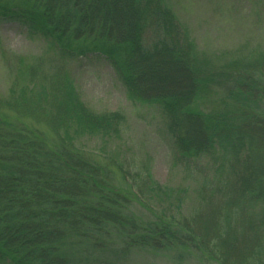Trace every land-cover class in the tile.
I'll list each match as a JSON object with an SVG mask.
<instances>
[{
  "label": "trees",
  "instance_id": "1",
  "mask_svg": "<svg viewBox=\"0 0 264 264\" xmlns=\"http://www.w3.org/2000/svg\"><path fill=\"white\" fill-rule=\"evenodd\" d=\"M2 23L42 50L13 55L0 93V264H134L135 253L264 264V55L209 58L170 0H0ZM89 57L109 64L132 104L161 113L180 186L84 148L121 140L128 125L81 97L71 67Z\"/></svg>",
  "mask_w": 264,
  "mask_h": 264
},
{
  "label": "rangeland",
  "instance_id": "2",
  "mask_svg": "<svg viewBox=\"0 0 264 264\" xmlns=\"http://www.w3.org/2000/svg\"><path fill=\"white\" fill-rule=\"evenodd\" d=\"M180 22L197 44L200 52L218 60H250L264 55V0H170ZM42 44L30 41L13 23L0 24V93L5 94L12 79L13 55L29 58L40 54ZM3 58L7 60L4 61ZM256 58V57H255ZM11 67V68H10ZM71 72L84 102L99 112L119 111L128 118L126 134L119 141L102 143L84 141V148L102 163L132 159L147 165L156 182L180 186L181 164L174 160L163 136V118L154 108L132 104L109 64L99 57L81 59ZM25 125L49 136L42 121L27 120ZM140 217L151 216L143 207L134 208ZM138 212V213H137ZM134 264H175L167 259L135 253ZM184 264H217L190 255Z\"/></svg>",
  "mask_w": 264,
  "mask_h": 264
}]
</instances>
